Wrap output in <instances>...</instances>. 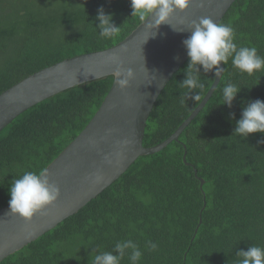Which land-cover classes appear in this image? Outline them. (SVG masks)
I'll list each match as a JSON object with an SVG mask.
<instances>
[{
    "label": "trees",
    "instance_id": "1",
    "mask_svg": "<svg viewBox=\"0 0 264 264\" xmlns=\"http://www.w3.org/2000/svg\"><path fill=\"white\" fill-rule=\"evenodd\" d=\"M101 8L119 27L111 39L99 35ZM141 22L130 0H0V94L56 62L119 43ZM221 23L234 29L238 47H255L264 57V0H236ZM188 63L157 99L145 146L172 135L212 86L214 72L201 67L204 88L192 93L200 99L187 94L181 104ZM113 82L109 75L66 89L0 132V207L9 203L16 178L46 169L79 135ZM228 84L241 90L232 107L221 105ZM254 100H264V70L242 74L230 57L216 91L179 140L141 155L77 213L0 264H91L93 252L112 251L124 240L141 250L138 264H237L238 251L264 248V133L233 135L244 106ZM149 241L156 250L146 247ZM120 264H130L127 255Z\"/></svg>",
    "mask_w": 264,
    "mask_h": 264
},
{
    "label": "water",
    "instance_id": "2",
    "mask_svg": "<svg viewBox=\"0 0 264 264\" xmlns=\"http://www.w3.org/2000/svg\"><path fill=\"white\" fill-rule=\"evenodd\" d=\"M236 0H192L168 23L154 29L146 18L119 43L82 53L47 66L20 80L0 94V132L21 113L66 89L113 75L114 59L133 70L126 89L113 85L100 108L79 135L47 166L50 180L61 189L57 201L26 222L0 207V262L77 213L125 173L141 156L161 151L179 140L216 91V77L199 105L164 141L145 146L146 126L154 105L173 75L187 61L183 41L189 26L201 17L221 23ZM177 30H175V29ZM114 76V75H113ZM186 152L184 160L187 164ZM105 157L111 159L108 163ZM198 175L197 169H195ZM99 177V178H97ZM201 180V188L205 180Z\"/></svg>",
    "mask_w": 264,
    "mask_h": 264
},
{
    "label": "clouds",
    "instance_id": "3",
    "mask_svg": "<svg viewBox=\"0 0 264 264\" xmlns=\"http://www.w3.org/2000/svg\"><path fill=\"white\" fill-rule=\"evenodd\" d=\"M191 3L192 0H130L132 16L141 21L151 18L154 29H158L161 24H169L170 18L177 11L187 10ZM96 19L99 21V35L102 38L111 39L119 33V27L113 22V15L106 13L103 8L98 10ZM189 30L191 36L183 41L189 63L185 68V79L180 83V87L187 89L188 93L181 95V104L185 102V95L204 88L200 78L201 67L204 73L214 72L220 78L224 70L221 63L227 65L231 57L233 67L242 74L252 75L264 70V57L258 55L255 47H238L234 42V29L231 26L201 17L199 21H192ZM113 62L116 64L113 73L115 83L124 90L133 78V70L125 68L118 60L114 59ZM240 91L233 84L226 85L221 105L232 107ZM191 98L198 101L200 96L195 93ZM254 133H264V100H254L244 106L233 135L247 139ZM105 159L108 163L112 162L109 157ZM60 195V187L50 180L46 169L39 172L26 171L10 187V213L31 222L38 213L46 214L45 209L57 201ZM146 247L154 251L157 245L149 241ZM126 255L130 264H138L142 258L138 245L132 240H124L117 242L112 251L93 252L90 260L91 264H120ZM237 256L240 257L237 264H264V248L258 246L240 250Z\"/></svg>",
    "mask_w": 264,
    "mask_h": 264
}]
</instances>
